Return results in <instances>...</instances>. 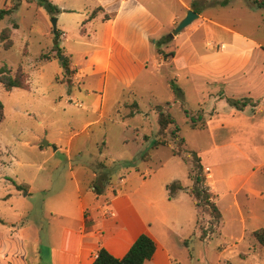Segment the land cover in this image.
I'll return each mask as SVG.
<instances>
[{
	"label": "crops",
	"instance_id": "obj_1",
	"mask_svg": "<svg viewBox=\"0 0 264 264\" xmlns=\"http://www.w3.org/2000/svg\"><path fill=\"white\" fill-rule=\"evenodd\" d=\"M48 1L60 10L55 17L58 47L68 60L69 80L72 85L84 88L79 95L70 90L66 103L82 98L91 107L92 115L80 120L81 129L69 139L66 156L71 182L63 179L55 186L52 174L59 171V166H48L46 161L38 166V172L43 173L39 182L43 185L37 188L43 193L42 223L24 221L26 211L8 215L0 206V264H93L101 249L122 259L141 235L149 236L156 244L155 255L145 264H170L174 247L199 239V212L195 202L184 191L173 199L168 198L166 186L172 178L166 180L157 174L164 170L163 166L153 176L135 184L121 178L122 187L108 188V184L98 196L92 187L95 163L80 164L75 172L70 165L73 139L91 132L94 127L104 132L107 128L103 122L107 119L113 122L105 109L107 102L116 107L124 94L135 99L155 97L153 70L161 66L174 70L173 83L183 93L181 100L175 101L169 87L172 103L185 102L187 88H195L202 96V103H211L210 110L205 106V115L215 121H209L205 130L227 132L224 138L215 140L211 151L217 155L229 150L239 152L238 157L225 164L229 175L220 179L214 176L217 166H208L202 161L205 169H209L211 191L219 200L232 197L231 207L241 216L242 225L245 210L250 223H254L253 232L264 229L260 226L264 225V208L259 215L250 206L251 199L264 202V192L252 184L257 172L264 174V103L254 113L249 108L239 112L226 103V98H234L241 90L248 91L244 98H252L260 91L251 77L264 81V67L256 64V57L264 52V47L254 36L225 26L218 19L217 10L233 9L234 0ZM204 1L210 3L196 8L197 3ZM190 10L198 19L170 39L169 33ZM45 14L47 23L52 18ZM198 37H203V42H198ZM166 38L171 42L161 45ZM160 51L169 56L163 58ZM223 101L224 111L220 113L217 104ZM138 115L147 118L142 112L129 119ZM242 122L247 123L238 131L241 134L245 129V136L254 137L252 147H239L237 136L231 130ZM84 140L79 142H88ZM79 142L75 149L80 152L85 148ZM145 143L146 149L152 145L148 139ZM57 150L58 146L52 153ZM251 152L260 156V164L251 162ZM181 185L189 188L192 183L181 182ZM22 187L19 194L9 191L0 196V203L6 204L13 197L26 202L33 189Z\"/></svg>",
	"mask_w": 264,
	"mask_h": 264
},
{
	"label": "rangeland",
	"instance_id": "obj_2",
	"mask_svg": "<svg viewBox=\"0 0 264 264\" xmlns=\"http://www.w3.org/2000/svg\"><path fill=\"white\" fill-rule=\"evenodd\" d=\"M36 1L0 0V10L15 7L10 16L0 21V36L6 29L11 30L13 35V46L10 50H3L0 42V68L7 66L13 76L17 69L22 67L29 80L28 90L13 89L7 92L0 84V100L4 106V119L0 123V169L3 167L0 172V196L6 195L9 191L17 193L20 191L17 188L18 185L25 186L26 189L31 186L33 189L26 202L22 203L20 198L13 197L6 204L0 203V206L8 215L15 216L26 211L27 214L22 217L24 221L42 223L43 193H39L37 188L43 185L39 183L43 179V173L38 172V166L45 161L48 162V166H59V171L52 174L55 186L61 184L60 181L63 182V179L65 182V179L71 182L66 149L71 136L81 129L80 120L87 115H92V109L85 100L78 97L72 99L71 103H66L70 90L79 95L84 88L72 85L69 80L70 75L66 76L61 65L63 57L58 58L59 55L54 48L55 33L52 19L45 22L44 18L48 19V17ZM210 1L197 3L195 6L199 8L203 4H209ZM254 1L234 0V8L217 10V17L223 20L222 23L225 22L223 23L225 26L254 36L256 42L264 47V10L252 7ZM246 4L251 7H247ZM14 25L17 29H14ZM56 32H58L57 29ZM217 34L221 35V33ZM198 39L200 40L198 42L204 40L203 37ZM169 42H171L170 39ZM168 56L167 54L166 58ZM256 64L260 68L264 67V52L258 54ZM169 67L161 66L153 70L152 90L155 97L145 96L142 99L141 97L135 99L130 94H124L116 107H112L111 103L107 102L105 109L113 121L107 119L103 122L107 130L101 132L94 127L90 130L91 132L82 133L73 139L71 142L73 159L70 165L74 172L80 164L103 162L113 171L108 188L117 189L122 187L121 178L135 184L153 176V172L163 166L164 170L158 171V177L166 180L172 178L171 182L188 183L190 164L172 155L171 147H174L182 152L184 157L188 158L187 152H195L205 165L217 166L214 170L215 179L229 175L225 164L233 157H238L239 152L229 150L217 155L211 151L215 140L224 138L227 132L205 130L209 121L212 123L215 121L205 115V106L209 107L211 103H202V96L195 88H187L185 102L172 103L173 95L171 96L169 87L173 82L174 70ZM251 79L260 88L255 96L249 97L255 104V108L250 106L247 108L252 109L254 113L259 111L261 103H264V81L260 82L255 77ZM189 86L192 87V85ZM247 94L248 91L241 90L235 93L234 98L241 99ZM223 103L225 101L217 104V111L220 113L224 111L221 105ZM75 104L85 108H76ZM158 106L173 117L179 131L176 137H171L174 126H170L160 139L166 140L171 147L149 150L150 161L144 162L140 158L147 151L144 137L151 141V144L159 137L156 110ZM211 108L209 107V110ZM184 110L189 112L190 117L195 118L194 125L190 118L186 117ZM142 112L147 114V118L138 115L134 119H129ZM246 123H237V129H231L237 136V142L241 145L239 147L242 148L252 147L254 141L251 135H244L245 129L241 134L238 131L242 129L240 126L243 127ZM193 126L195 129L192 128ZM258 137L261 138L262 134H258ZM83 139L88 142H79ZM181 139H184V144L180 142ZM78 142L85 148L80 152L75 149ZM45 143L48 144L45 145ZM103 143L105 146H102ZM57 146L58 150L52 153ZM43 148L45 152H41ZM249 155L252 163L260 164L262 161L257 154L251 152ZM120 163H129L130 166L118 168ZM203 169L207 179L206 185L214 197V202L220 212L223 211L222 222L219 227L213 228L208 211L199 209L197 228L199 235L201 231H207V238L201 240L199 236V239H192L188 245L174 247L170 264H264V247H261L253 238L252 232L255 226L249 221L248 211L243 210L245 223L242 225L241 216L231 207L232 197L217 199L209 187L208 182L211 180L208 177L209 169H205L204 166ZM146 171L149 173L145 174ZM252 184L264 192V174L257 172ZM241 203H243L242 200ZM250 206L260 215L264 202L251 199ZM260 226L264 225L261 223Z\"/></svg>",
	"mask_w": 264,
	"mask_h": 264
},
{
	"label": "trees",
	"instance_id": "obj_3",
	"mask_svg": "<svg viewBox=\"0 0 264 264\" xmlns=\"http://www.w3.org/2000/svg\"><path fill=\"white\" fill-rule=\"evenodd\" d=\"M37 5L45 10V12L51 17L55 18L59 13L60 10L48 0H37ZM254 8L258 10H264V0H255L254 4L252 5ZM15 10V7L10 9H2L0 10V21L3 20L5 17L10 16ZM14 29L17 27L14 25ZM54 48L57 54L59 55L58 58L63 57L61 61V65L64 69V72L67 75H70V69L68 60L63 54H60V49L58 47L59 41V34L58 32H54ZM0 42L2 45L3 50L8 51L12 48V32L9 29L4 30L0 36ZM169 42V38H166L162 41L161 45L167 44ZM264 51V48H262ZM162 57L166 58V55L160 51ZM0 84L2 85L3 89L7 92L13 89H21V90H28L29 80L27 74L24 72V69L18 68L15 75H11V70L8 69L7 66H2L0 68ZM170 88L172 93L174 94L175 101L181 100L182 98V90L176 86L173 82L170 83ZM226 103L229 107L242 112L247 107L255 108V104L253 103L252 99L250 98H241V99H234V98H226ZM158 113V126H159V137L155 140L151 147L147 149L145 153L141 155V159L145 162L150 161V153L149 150H155L161 147H171V145L164 139H160L162 135H164L165 131L170 127L174 126V130L171 132V137H176L179 129L175 126V122L173 117L170 114H167L162 107H157ZM184 114L187 118H190L191 123L194 125L195 118L190 117L189 112L184 110ZM4 119V106L0 100V123ZM195 129V127H192ZM146 141L147 138L144 137ZM180 142L184 144V139H181ZM173 156L180 157L185 163H189V171H188V178L191 181L192 185L189 188H184L179 181L171 182L166 186V190L168 191V198L173 199L179 192H187L194 200L195 205L198 209H204L206 212L208 211L209 215L211 216V226L213 228L219 227L222 222V214L217 207L216 203L214 202V197L211 195L208 186L206 185V176L204 175V169L202 166V160L199 155L195 152H187L189 155L188 158L184 157L182 152L177 151L174 147H171ZM188 159V161H187ZM129 163H120L118 168H125L129 167ZM94 172L96 177L92 183V187L94 193L98 196L103 194V190L109 184L110 176L112 175L113 171L112 168H109L103 162H96L94 165ZM264 172V169H263ZM18 190H22V187H17ZM198 226V223H197ZM198 229V228H197ZM212 232V231H211ZM253 238L258 242L261 247H264V229H259L253 232ZM208 236L207 231H201L200 239L204 240ZM186 244V243H185ZM156 252V244L155 242L147 235H141L130 248L128 253L122 259H117L110 255L105 249H101L93 264H145L146 262L150 261Z\"/></svg>",
	"mask_w": 264,
	"mask_h": 264
},
{
	"label": "water",
	"instance_id": "obj_4",
	"mask_svg": "<svg viewBox=\"0 0 264 264\" xmlns=\"http://www.w3.org/2000/svg\"><path fill=\"white\" fill-rule=\"evenodd\" d=\"M198 19V15L193 12L192 10L187 12V15L185 17V19L183 21H181V23L175 28L173 34H171L169 36L170 39H173L174 35L179 34L181 31H183L186 27H188L189 25H191L195 20ZM52 27L54 32H56V26H57V19L56 18H52ZM63 60V58H62ZM48 143H45V145H47Z\"/></svg>",
	"mask_w": 264,
	"mask_h": 264
}]
</instances>
